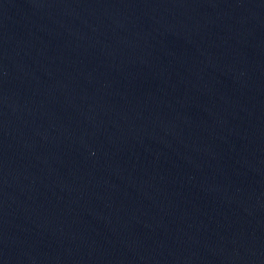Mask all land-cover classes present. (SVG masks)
<instances>
[{
    "label": "water",
    "instance_id": "95a60500",
    "mask_svg": "<svg viewBox=\"0 0 264 264\" xmlns=\"http://www.w3.org/2000/svg\"><path fill=\"white\" fill-rule=\"evenodd\" d=\"M0 264H264V0H0Z\"/></svg>",
    "mask_w": 264,
    "mask_h": 264
}]
</instances>
